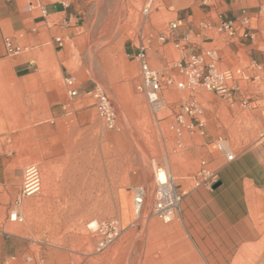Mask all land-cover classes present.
I'll use <instances>...</instances> for the list:
<instances>
[{
  "label": "rangeland",
  "instance_id": "1",
  "mask_svg": "<svg viewBox=\"0 0 264 264\" xmlns=\"http://www.w3.org/2000/svg\"><path fill=\"white\" fill-rule=\"evenodd\" d=\"M76 1L78 20L71 30L43 24L41 43L31 46L20 38L16 43L20 53L6 51V58L0 57V264H61L65 259L71 264H105L103 256L111 246L99 252L89 224L113 216L128 222L121 213L133 208L132 189L137 185L145 186L149 207L158 169L174 180L178 190L201 182L202 160L218 172L221 163L237 159L227 160L216 148L218 137L236 157L254 150L264 158V21L256 37L258 48L243 53V66L235 67L242 92L224 97L200 90L197 99L205 108V134L179 137L173 113L188 91L172 84L159 104L150 106L137 90L139 65L132 57L142 37L149 39L151 65L180 80L181 52L169 39L159 40L176 14L163 6L157 12L160 0L149 15L143 12L148 0ZM23 58L32 62L20 67L17 63ZM71 76L79 89L74 97L68 94L66 82ZM96 87L108 93L117 113V129L101 120L88 94ZM37 124L45 126L44 138L32 131ZM50 152L58 154L57 178L63 189L73 192L67 198L76 201L42 200L52 178L45 161ZM33 163L42 171V192L20 205L24 222H11L8 213L22 186L24 169ZM5 176L8 187L1 185ZM252 207L264 227V189ZM234 264H264V230L257 243L243 245Z\"/></svg>",
  "mask_w": 264,
  "mask_h": 264
},
{
  "label": "crops",
  "instance_id": "2",
  "mask_svg": "<svg viewBox=\"0 0 264 264\" xmlns=\"http://www.w3.org/2000/svg\"><path fill=\"white\" fill-rule=\"evenodd\" d=\"M160 1L155 7L157 12H162L163 6L167 13L176 14L172 20H182L183 26L169 39L170 43L179 35H188L200 49L217 48L221 67L234 71L236 91L242 92L241 77L235 67L243 66V53L258 48L256 37L263 30L264 0ZM30 4L34 8L27 10ZM75 5L76 0H0V57L6 58L7 37L15 44L23 38L34 46L43 39V24L59 31L71 30L78 20ZM245 17L249 20L250 39L242 36ZM223 19L233 20L239 26L236 37L217 30ZM210 44L213 46H206ZM29 62H32L31 58H23L17 65L23 67ZM241 74L245 77V71ZM44 127L37 124L32 131L40 132L39 136L44 138ZM57 155L50 152L45 158L52 178L46 184L48 194L43 195L42 200L76 201L67 198L73 192L65 191L57 178ZM236 158L235 162L219 165L217 181H221V185L217 188H213L215 182L212 187L203 182L180 187L183 200L180 211L171 222H164L151 214L136 220L134 204L133 208L124 209L121 215L128 222L119 218L123 236L104 254L105 264H234L243 245L257 243L264 230L252 207L264 189V158L254 150L240 152ZM1 185L8 187L7 176ZM138 186L141 185L135 187ZM144 211L148 212L147 206ZM34 241L36 239L32 238ZM61 264H71V261L65 259Z\"/></svg>",
  "mask_w": 264,
  "mask_h": 264
},
{
  "label": "built area",
  "instance_id": "3",
  "mask_svg": "<svg viewBox=\"0 0 264 264\" xmlns=\"http://www.w3.org/2000/svg\"><path fill=\"white\" fill-rule=\"evenodd\" d=\"M155 0H148L143 12L149 15ZM69 6L68 3L65 4ZM33 4L26 7L32 10ZM41 9V8H40ZM249 20L243 19L242 36L250 35L247 27ZM182 25V20L176 18L169 21L166 29L159 36V40L166 42L175 35V32ZM239 26L233 20L223 19L217 26L219 32L226 33L230 37H236ZM56 40L60 45L63 44L61 37ZM149 39L142 37L141 43L134 50L132 57L139 65V81L137 90L146 98L150 106H157L162 98L163 91L170 85H174L180 90H187L188 97L184 98L179 108L173 113V128L179 137L185 133L189 135H204L206 131V119L204 116V105L197 99L200 90L211 91L224 97H230L236 91V78L234 71L230 68L221 67V57L217 48L200 49L196 47V42L188 35L182 39L173 38L174 47L181 52L179 61V70L181 79L177 80L175 76L167 75L163 71L154 68L150 62ZM6 51L9 55L20 53L21 47L13 42L10 37L5 39ZM68 85V94L78 96L79 89L76 86L75 77L66 79ZM94 99V105L104 124L110 129L119 127L117 113L107 92L102 88L96 87L88 92ZM264 138V134H263ZM216 148L222 152L227 160L232 161L236 158L233 150L225 147V141L218 137L215 140ZM198 175L202 178L201 182H207L209 187L218 179V172L208 168L206 160H202ZM160 171L156 174L157 186L153 195V201L145 212L147 206V190L145 186H138L133 189V204L136 220L146 218L149 214L154 215L164 222H171L180 211L183 195L178 190L177 185L171 177L164 181L160 179ZM43 189L42 171L38 164H29L24 169V179L20 192L8 213V219L11 222L22 223L25 220L19 207L27 198L39 195ZM97 239V250L102 252L109 248L122 235L120 219L116 216L107 218L95 225L89 224Z\"/></svg>",
  "mask_w": 264,
  "mask_h": 264
},
{
  "label": "bare ground",
  "instance_id": "4",
  "mask_svg": "<svg viewBox=\"0 0 264 264\" xmlns=\"http://www.w3.org/2000/svg\"><path fill=\"white\" fill-rule=\"evenodd\" d=\"M168 177H167V174H166V172H162L161 173V171H160V179L162 180V181H164L165 179H167ZM93 224H95V222L93 223ZM92 224V225H93Z\"/></svg>",
  "mask_w": 264,
  "mask_h": 264
},
{
  "label": "water",
  "instance_id": "5",
  "mask_svg": "<svg viewBox=\"0 0 264 264\" xmlns=\"http://www.w3.org/2000/svg\"><path fill=\"white\" fill-rule=\"evenodd\" d=\"M220 185H221V181H217L214 183L213 188H217Z\"/></svg>",
  "mask_w": 264,
  "mask_h": 264
}]
</instances>
